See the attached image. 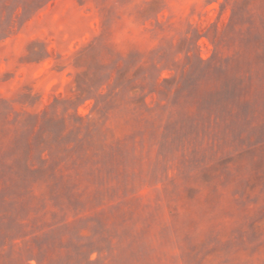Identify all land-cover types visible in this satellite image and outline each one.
I'll list each match as a JSON object with an SVG mask.
<instances>
[{
	"label": "rangeland",
	"instance_id": "374dc122",
	"mask_svg": "<svg viewBox=\"0 0 264 264\" xmlns=\"http://www.w3.org/2000/svg\"><path fill=\"white\" fill-rule=\"evenodd\" d=\"M0 264H264V0H0Z\"/></svg>",
	"mask_w": 264,
	"mask_h": 264
}]
</instances>
